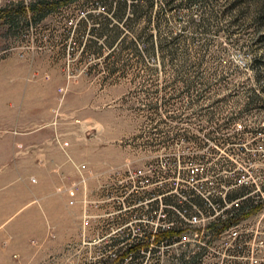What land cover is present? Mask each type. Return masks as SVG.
Returning a JSON list of instances; mask_svg holds the SVG:
<instances>
[{"label":"rangeland","instance_id":"rangeland-1","mask_svg":"<svg viewBox=\"0 0 264 264\" xmlns=\"http://www.w3.org/2000/svg\"><path fill=\"white\" fill-rule=\"evenodd\" d=\"M1 15L0 264H264V0ZM172 222L186 240L119 259Z\"/></svg>","mask_w":264,"mask_h":264},{"label":"trees","instance_id":"trees-1","mask_svg":"<svg viewBox=\"0 0 264 264\" xmlns=\"http://www.w3.org/2000/svg\"><path fill=\"white\" fill-rule=\"evenodd\" d=\"M71 1L72 0H35L29 3L28 5H26L25 3H19L15 5L14 9L13 7L4 10L0 9V18L2 17L1 14H3L4 18L5 17L14 18L16 16V13L19 12L21 9L24 11H32L36 15H39V17H42L48 11L56 10L59 7L70 3ZM259 207L260 206L257 205L251 208L250 210L243 212V214L239 217H234V215L227 218L219 217L217 220L208 224L206 230L220 233L224 231L226 228H228L231 224L235 222H239V220L248 217L250 214L255 212ZM236 209L241 210V207ZM183 231L184 229L179 226H174L165 230H160L154 235L155 236L154 241L156 243H160L163 241L172 243L178 241ZM152 236L153 235L150 234V232L148 233V231H146L142 236H139L138 239L133 242V244H130V246L120 254L119 259H124L129 256L139 255L144 250H147L151 243Z\"/></svg>","mask_w":264,"mask_h":264},{"label":"built area","instance_id":"built-area-1","mask_svg":"<svg viewBox=\"0 0 264 264\" xmlns=\"http://www.w3.org/2000/svg\"><path fill=\"white\" fill-rule=\"evenodd\" d=\"M33 1H35V0H26V3L27 4H29V3H31V2H33ZM82 169H85V166H83L82 167ZM194 172V171H193ZM247 182V180L245 179V178H243V177H240V178H238V179H236L235 180V185H237V186H241V185H244L245 183ZM154 185L155 186H162L163 185V182L162 181H158V182H154ZM167 193H162V194H160L159 196H156V197H153L152 199H150V200H148V201H152V200H155V199H160V201H161V208H160V210H159V217H163V218H165L166 217V213H164V208H172V209H174V210H176L185 220H187L188 222H190L187 218H186V215H185V213H183L182 211L183 210H181L180 208H175V207H173V206H171V205H164L163 204V197L166 195ZM68 196H69V199H70V203L71 204H74L75 203V201H76V198H77V188H75V187H72V188H70V189H68ZM207 198V200H208V202L211 204V201H210V197H206ZM232 205H234V206H236V207H239L240 206V198H238V199H236V200H233L232 201V203H231ZM168 210V209H167ZM184 211L185 212H187V209H184ZM158 211L156 210L155 211V213H157ZM214 221V219L213 220H211V221H208V224H210L211 222H213ZM207 224V225H208ZM186 225H187V223H186ZM175 226V223L174 222H172V223H170V224H166V225H161V227H156L155 229H150V231H148V233L150 232V234H152L153 236H152V238H151V243H150V245H149V247H148V249L147 250H152L153 248H155V247H159V246H162V245H164L165 243H168L167 241H163V242H160V243H156L154 240H155V234L158 232V231H160V230H165V229H168V228H170V227H174ZM184 229V228H183ZM229 231H231L232 232V234H234L235 236L238 234V231H237V228L235 227V226H233V227H231L230 228V230ZM186 232V230L184 229V231H183V233H182V235H181V237L178 239V241H184V240H186L187 239V234L185 233ZM145 233V232H144ZM144 233H141L139 236H142ZM204 233H207V234H209V231L208 230H206V227H202L201 229H197V232L195 233V235L199 238V237H201V236H203V234ZM200 247V246H199Z\"/></svg>","mask_w":264,"mask_h":264}]
</instances>
